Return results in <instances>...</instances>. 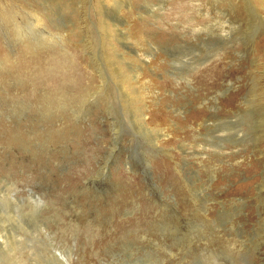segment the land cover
Returning a JSON list of instances; mask_svg holds the SVG:
<instances>
[{
    "label": "rangeland",
    "instance_id": "374dc122",
    "mask_svg": "<svg viewBox=\"0 0 264 264\" xmlns=\"http://www.w3.org/2000/svg\"><path fill=\"white\" fill-rule=\"evenodd\" d=\"M0 264H264V0H0Z\"/></svg>",
    "mask_w": 264,
    "mask_h": 264
}]
</instances>
